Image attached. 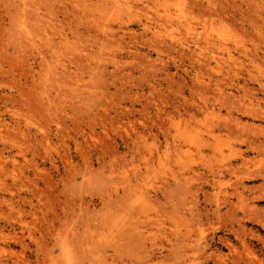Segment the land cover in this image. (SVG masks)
Returning a JSON list of instances; mask_svg holds the SVG:
<instances>
[{
    "label": "rangeland",
    "instance_id": "rangeland-1",
    "mask_svg": "<svg viewBox=\"0 0 264 264\" xmlns=\"http://www.w3.org/2000/svg\"><path fill=\"white\" fill-rule=\"evenodd\" d=\"M245 136L264 0H0V264H264L261 176L201 177Z\"/></svg>",
    "mask_w": 264,
    "mask_h": 264
},
{
    "label": "bare ground",
    "instance_id": "bare-ground-1",
    "mask_svg": "<svg viewBox=\"0 0 264 264\" xmlns=\"http://www.w3.org/2000/svg\"><path fill=\"white\" fill-rule=\"evenodd\" d=\"M260 85L261 84L259 83V86ZM256 103L252 102V100H249L248 102L239 103L237 105V107H235V109H236V111H239V112H241L243 114H248L250 116H255V115H257L258 111L259 112L261 111L259 109L260 107H258ZM207 110L208 111H206L205 117H207V115L208 116H216L217 115L215 113L214 109H207ZM233 122H234V125L238 126V127L239 126L240 127L246 126V124H242L240 122V120L238 118H236V117L233 118ZM214 127H216V126H214ZM207 129L209 130V131L208 130L207 131L210 133L209 135H211L212 139H216V137L218 136V134H217L218 131L215 132L213 128H211V129L207 128ZM216 129L220 130L218 127H216ZM245 137H246V140H244L245 138L241 139V142L243 141V143L245 144V149L243 151H241L240 154H239L240 162H239L238 165L233 166L232 162H227V163H222L220 165H216L215 167L212 168V166L210 164H207L206 165L207 168L205 169L206 170L205 173H203V172L201 173V175H202L201 177H202V179H204V184H209L210 185V187L212 188V191L214 190V193L213 192L212 193L216 196L217 199H219V197H220L219 193L221 191H223V193H224L223 196L220 198V200H218L219 202L215 201L217 205L214 206L215 208H213V213H218L220 211L219 205L221 203L222 204H227V205L229 204V206L227 207L226 210L230 211L229 207L231 206V204H233V202L231 201L230 197H232L233 195H235L239 199L243 198L242 197V189H240L239 187L240 186H241V188L244 187V180H248L250 178H254L255 176L259 175L262 178L261 185L264 186V170L250 169L246 165V163L248 162L247 158H245L242 155L244 152H246L249 149L257 148L258 144H256V139L255 138H250V137H247V136H245ZM191 170L194 172L193 169H191ZM223 170H225V171H227V172H229L231 174H233V172L238 174L237 175V181L235 182L234 187H233V184H232L231 190H227V189H222L221 190L220 189L218 177H219V175H221V172ZM200 188H202V187L200 186ZM221 195H222V193H221ZM259 196H261V194H258L255 197H259ZM232 206H231V208H232ZM226 213H227V211H226ZM230 215L231 216L233 215L232 210H231V214ZM256 221H257V223L260 226H262L264 228V218L257 219ZM21 243H22V241H21ZM232 248H233V246L230 245L229 249L231 250ZM209 255H211L213 257H216V262H218V264H227L226 261L222 258L223 254H220V253H218L216 251H210ZM231 260L233 261V258ZM68 262H67V264H68ZM71 262L72 261L70 260L69 263H71Z\"/></svg>",
    "mask_w": 264,
    "mask_h": 264
}]
</instances>
